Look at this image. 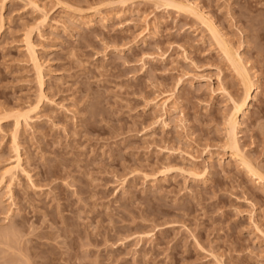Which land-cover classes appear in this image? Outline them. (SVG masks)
Wrapping results in <instances>:
<instances>
[{
	"label": "rangeland",
	"instance_id": "rangeland-1",
	"mask_svg": "<svg viewBox=\"0 0 264 264\" xmlns=\"http://www.w3.org/2000/svg\"><path fill=\"white\" fill-rule=\"evenodd\" d=\"M165 1L0 0V264H264V0Z\"/></svg>",
	"mask_w": 264,
	"mask_h": 264
},
{
	"label": "bare ground",
	"instance_id": "bare-ground-1",
	"mask_svg": "<svg viewBox=\"0 0 264 264\" xmlns=\"http://www.w3.org/2000/svg\"><path fill=\"white\" fill-rule=\"evenodd\" d=\"M165 1V0H164ZM166 2V1H165ZM164 2V3H165ZM168 4V3H167ZM171 6H173V4H170ZM169 6V5H168ZM191 7H192V5H191ZM192 9V8H191ZM196 11V10H195ZM192 12H193V9H192ZM191 12V13H192ZM194 13L195 12H193L192 14L194 15ZM198 14V13H197ZM197 16H199V15H196V17ZM199 18V17H198ZM203 22H204V24H205V21L203 20ZM205 26H207V28H208V30H209V32L214 36V38H216V40H217V42L220 40V39H218V37H217V32H216V30L213 28V26L212 25H210V24H206ZM221 41H222V39H221ZM220 41V42H221ZM222 42H224V41H222ZM222 42H221V44H222ZM218 44H219V42H218ZM220 44V45H221ZM225 44V43H224ZM227 45V44H226ZM222 47V46H221ZM224 48V50H225V54L229 57V59H230V57H231V54H230V49L229 48H227L226 46L225 47H223ZM232 51V50H231ZM241 60V59H240ZM240 60H238V61H236V63L235 62H233V67H235L236 68V73L237 74H239V76L243 79V81L244 82H250L251 81V79H249V76L247 75V72H246V70H245V68H243L242 66H241V64L239 63L240 62ZM232 62V61H231ZM239 77V78H240ZM248 77V78H247ZM240 78V79H241ZM250 80V81H249ZM252 82V81H251ZM250 82V83H251ZM249 83V84H250ZM246 85V84H245ZM253 87H255L254 85L252 86H250V87H248V86H246V88H245V90H244V95H242V97H241V99L239 100V101H237V100H234V99H232V103H233V114L231 115V117H230V122H229V125H230V131H229V136H230V139L231 138H233L232 140H233V142L235 143V145H232V146H234L233 147V152H232V154H231V157H234V158H240L241 159V164L253 175V176H255V177H257V178H259V180H264V177H262V175H260V173H258L257 172V169H255L253 166H252V164H250V162L249 161H247L245 158H243V157H241V155L239 154V150H238V147H237V145H236V140H235V132H236V127H237V125H238V115L240 114V113H243L244 115H247V111L245 110V108L247 107H249V105H248V102L251 100V99H254V97H253V92H252V90H253ZM246 108V109H247ZM234 133V134H233ZM233 136V137H232ZM229 139V140H230ZM231 140V141H232ZM233 143V144H234ZM19 163H20V161H19V159L17 160ZM17 162V163H18ZM15 164L13 167L11 166V168L10 169H6L7 170V172H6V175H10L9 177L11 178V180H14L15 179V177H16V174H17V172H18V170L20 169V164L18 163V164Z\"/></svg>",
	"mask_w": 264,
	"mask_h": 264
}]
</instances>
